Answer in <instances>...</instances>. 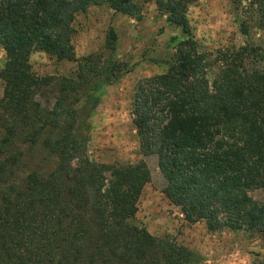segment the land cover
<instances>
[{"label": "trees", "instance_id": "1", "mask_svg": "<svg viewBox=\"0 0 264 264\" xmlns=\"http://www.w3.org/2000/svg\"><path fill=\"white\" fill-rule=\"evenodd\" d=\"M233 0L264 28V0ZM247 1V0H246ZM192 0H157L188 38L167 72L142 79L133 99L144 157L156 155L164 192L187 220L209 230L264 237V70L256 48L201 52L187 16ZM111 8L137 20L135 0H0V45L6 62L0 98V264H193L196 254L170 237L133 223L151 181L145 159L116 166L87 153L78 104L128 72L103 54L76 56L77 13ZM241 32L249 38L247 19ZM110 29L106 46L115 49ZM78 62L74 76H40L31 55ZM252 58L253 64H249ZM222 67L211 80L215 62ZM43 93L52 96L41 98ZM42 150L40 161H35ZM33 156V157H32ZM59 161L44 171L50 159ZM28 170L26 175L22 174Z\"/></svg>", "mask_w": 264, "mask_h": 264}, {"label": "rangeland", "instance_id": "2", "mask_svg": "<svg viewBox=\"0 0 264 264\" xmlns=\"http://www.w3.org/2000/svg\"><path fill=\"white\" fill-rule=\"evenodd\" d=\"M135 1L142 10L140 20L105 4L77 13L73 24L72 39L78 58L103 54L122 62L128 70L118 81L83 98L78 104V130L87 139V153L96 162L116 166L136 164L142 159L147 161L152 178L143 189L133 223L154 236H168L187 246L197 256L193 264H264L263 235L230 228L212 231L204 220H187L181 208L164 192L167 181L159 168L158 157H144L141 152L132 108L137 85L144 78L167 72L177 60L178 44L188 36L169 12L159 9L157 0ZM247 2L245 0L243 5ZM251 11L235 9L233 0H192L187 16L199 50L210 53L213 60L227 49L253 47L264 54V28L256 26L249 18ZM241 16L249 22V38L241 32ZM110 29L117 34L113 51L106 46ZM5 62L6 54L0 45V70ZM31 63L38 75L56 79L74 76L78 69V62L57 60L45 52H34ZM249 64H253L252 58ZM221 67L220 61L215 62L209 72L211 80ZM257 67L264 70V60L257 61ZM3 92L4 83L0 79V98ZM49 96L52 94L43 93L41 98ZM39 151L35 161H40L43 155L42 150ZM58 161L50 159L44 171L54 168ZM27 173V169L22 171L23 175ZM250 195L263 201L264 184Z\"/></svg>", "mask_w": 264, "mask_h": 264}]
</instances>
